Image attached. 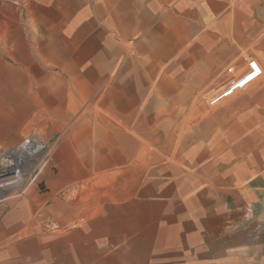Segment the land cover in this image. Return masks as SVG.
I'll return each instance as SVG.
<instances>
[{
    "label": "rangeland",
    "instance_id": "obj_1",
    "mask_svg": "<svg viewBox=\"0 0 264 264\" xmlns=\"http://www.w3.org/2000/svg\"><path fill=\"white\" fill-rule=\"evenodd\" d=\"M13 1L0 0L3 73L6 45L32 29L29 0ZM229 3L225 31L184 43L164 78L124 97L120 111L60 97L68 81L35 64L29 79L0 81V216L18 217L19 244L36 262L196 264L200 235L241 230L223 206L250 179L264 186V0ZM23 47L13 48L18 58L44 63L38 47ZM225 82L228 91L211 97ZM26 143L33 148L11 156ZM255 222L248 210L243 227L257 231Z\"/></svg>",
    "mask_w": 264,
    "mask_h": 264
},
{
    "label": "crops",
    "instance_id": "obj_2",
    "mask_svg": "<svg viewBox=\"0 0 264 264\" xmlns=\"http://www.w3.org/2000/svg\"><path fill=\"white\" fill-rule=\"evenodd\" d=\"M230 1L29 0L28 25L32 29L22 32L30 39L20 43L18 36H14L9 46L6 45L12 48L7 52L11 60L5 62L8 70L0 72V81L14 80V74L21 76L18 79H29L23 72L30 71L35 64L39 73L46 74L44 78L68 81V88L59 89L60 97H67L71 92L80 104L86 99H101L107 104L106 109L120 111L122 108L118 105L124 97L141 94L140 89L147 80L164 78L162 75L184 43L198 40L210 43L212 31H225L223 25L231 16L228 14ZM24 44L38 47L40 50L36 52L44 63L18 58L23 54L13 48L15 45L24 48ZM246 68L230 83L240 79ZM191 81L193 89L195 78ZM228 84L219 86L211 97L228 91ZM2 89L1 86V97L4 96ZM43 93L47 96L45 90ZM46 102L53 103V99L49 97ZM209 102L208 106L212 107ZM250 181L253 179L235 187L231 200L223 206L226 217L234 219L241 230L231 233L220 227L222 231L218 235H200L194 245L196 254L201 256L196 264H264V186ZM248 210L256 219L253 224L257 225V231H249V225L243 227ZM19 235L18 217L0 216V264H49L50 259H46L47 263L42 259L36 262L34 251H28L29 255L20 246ZM61 263L66 264V260L59 257L51 264Z\"/></svg>",
    "mask_w": 264,
    "mask_h": 264
},
{
    "label": "bare ground",
    "instance_id": "obj_3",
    "mask_svg": "<svg viewBox=\"0 0 264 264\" xmlns=\"http://www.w3.org/2000/svg\"><path fill=\"white\" fill-rule=\"evenodd\" d=\"M33 148V145L32 144H30V143H26L24 146H22L20 149H16V150H13L12 152H11V156L12 155H14V154H19V153H21L22 151L23 152H25V151H27V150H30V149H32ZM39 147H36V150H37V152L39 151ZM35 155V154H34ZM13 165H14V163H13ZM17 169V172H18V167H17V165L15 164V166H12L10 169H12V170H14V169ZM12 179H14V178H12ZM12 179H10V181L12 180ZM9 181V183H11ZM1 184H0V187H3V186H6L7 184H4L3 182H0ZM7 187V186H6Z\"/></svg>",
    "mask_w": 264,
    "mask_h": 264
},
{
    "label": "built area",
    "instance_id": "obj_4",
    "mask_svg": "<svg viewBox=\"0 0 264 264\" xmlns=\"http://www.w3.org/2000/svg\"><path fill=\"white\" fill-rule=\"evenodd\" d=\"M249 63L251 64V69H252V73H250L249 78L251 81L255 82L257 80L256 78L259 77L261 74V69L255 60L254 61L252 60V62H249ZM228 70L232 71L233 69L229 68ZM248 72L249 71H247L245 75L248 74Z\"/></svg>",
    "mask_w": 264,
    "mask_h": 264
}]
</instances>
